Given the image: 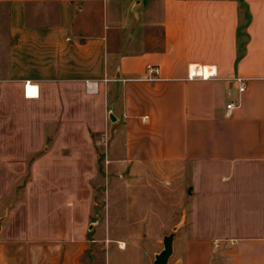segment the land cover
I'll list each match as a JSON object with an SVG mask.
<instances>
[{
    "label": "crops",
    "instance_id": "crops-1",
    "mask_svg": "<svg viewBox=\"0 0 264 264\" xmlns=\"http://www.w3.org/2000/svg\"><path fill=\"white\" fill-rule=\"evenodd\" d=\"M0 219V264H264V0H0Z\"/></svg>",
    "mask_w": 264,
    "mask_h": 264
},
{
    "label": "rangeland",
    "instance_id": "rangeland-1",
    "mask_svg": "<svg viewBox=\"0 0 264 264\" xmlns=\"http://www.w3.org/2000/svg\"><path fill=\"white\" fill-rule=\"evenodd\" d=\"M94 232L93 227L91 234ZM95 240H97L96 246L93 247L89 255H87L88 264H146L142 257L136 259L135 256L129 252H119L117 248L121 249V245L118 239L112 238V243L111 241L108 242V240H105L104 245L98 242V238Z\"/></svg>",
    "mask_w": 264,
    "mask_h": 264
},
{
    "label": "water",
    "instance_id": "water-1",
    "mask_svg": "<svg viewBox=\"0 0 264 264\" xmlns=\"http://www.w3.org/2000/svg\"><path fill=\"white\" fill-rule=\"evenodd\" d=\"M2 223H3V219H0V232L2 229ZM181 225H183V223L175 226L173 228L171 234L165 236V238L163 240L164 248L159 254H157L155 256V260H154L153 264H168L169 259L173 255V241H174L175 235H176L177 231L179 230V228L181 227Z\"/></svg>",
    "mask_w": 264,
    "mask_h": 264
},
{
    "label": "built area",
    "instance_id": "built-area-1",
    "mask_svg": "<svg viewBox=\"0 0 264 264\" xmlns=\"http://www.w3.org/2000/svg\"><path fill=\"white\" fill-rule=\"evenodd\" d=\"M148 71L152 73V75L158 74L159 69L156 67H152V66H148ZM237 81L241 84V87H239V91L243 92L244 91V85H243V80L242 79H237ZM234 106V103H230L228 104L227 108L228 109H232Z\"/></svg>",
    "mask_w": 264,
    "mask_h": 264
}]
</instances>
